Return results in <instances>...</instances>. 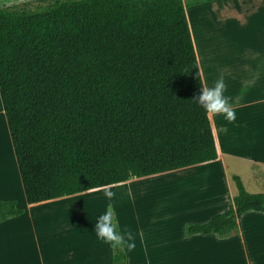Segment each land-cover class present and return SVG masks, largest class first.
Masks as SVG:
<instances>
[{"label":"trees","instance_id":"16d2710c","mask_svg":"<svg viewBox=\"0 0 264 264\" xmlns=\"http://www.w3.org/2000/svg\"><path fill=\"white\" fill-rule=\"evenodd\" d=\"M212 1L0 7V97L28 204L216 159L208 114L191 101L203 82L185 14ZM231 179L233 205L185 235H234L243 213H264V193ZM23 213L0 200V223ZM111 251L127 264L124 248Z\"/></svg>","mask_w":264,"mask_h":264},{"label":"crops","instance_id":"0c3cea01","mask_svg":"<svg viewBox=\"0 0 264 264\" xmlns=\"http://www.w3.org/2000/svg\"><path fill=\"white\" fill-rule=\"evenodd\" d=\"M10 1L26 0H0V3L12 4ZM185 14L203 86H214L223 75L227 86L224 95L231 98L236 112L234 123H228L223 116L208 114L216 159L28 204L0 97V123L5 140L0 147L6 152L9 165L8 172L0 178V200H15L17 207L24 210L22 215L0 223V248L10 235H16L15 239L26 236L37 264H111V247L95 234L98 217L111 204L120 232L127 228L135 236V249L129 252L124 247L127 264L148 263L150 253L156 254L157 264L163 263L162 259L166 264H213L216 259L220 262L222 255L243 264H264L263 212L243 213L236 220L234 235H185L187 224L206 223L233 205L237 191L233 189L229 170L238 173L236 169L242 162L264 169V0H214L186 8ZM227 14L239 20L238 26L227 29L221 25ZM195 15L198 42L196 25L191 22ZM169 175L177 179L174 191L183 202L169 207L167 197L165 209L157 216L142 208L138 214L130 215L128 192L132 183ZM105 189L115 193L112 200L105 197ZM127 189L123 206H118L116 195ZM106 198L109 201L103 204ZM90 204H94L91 209ZM173 229H177L174 238L169 235Z\"/></svg>","mask_w":264,"mask_h":264},{"label":"rangeland","instance_id":"374dc122","mask_svg":"<svg viewBox=\"0 0 264 264\" xmlns=\"http://www.w3.org/2000/svg\"><path fill=\"white\" fill-rule=\"evenodd\" d=\"M26 1H30V0H26ZM26 1H21V2L10 1L12 4L0 3V7L20 4ZM194 12H196V10ZM195 18L196 19L191 18V22L193 26L196 25L195 29L197 31V42H198V22L196 15ZM223 19L224 20L222 21L221 25L224 28L227 27V29H229L230 27L234 28L239 24L238 19L231 18V16L228 14ZM1 141H5V140L2 135V126L0 123V144ZM1 147H0V170H1L0 175H2L5 172H8L9 169L7 154L6 152L3 151ZM236 172L238 173H232V170L228 171V173L231 175L239 176L245 190L248 193L251 194L264 193V169L258 170L257 167L252 166V164H249L248 162H242L241 164H239V169H236ZM171 176L170 175L159 176L143 181L135 180L131 185L130 193L128 192V194L131 195L128 201L129 214L134 216L135 213L138 214L142 208L147 212L151 210L152 214H155L157 216L162 209H165L167 204L169 207L177 205L178 203L181 204L183 202L182 199L180 201L179 194H177V192L174 191V189H177L178 187L177 184L178 181L176 178H173ZM233 189L234 191H236L234 183H233ZM127 191L128 189L124 192L126 194H124L123 191H121L120 193H118V195H116V201H117L116 203L118 204V206L121 207L123 206L124 199L128 195ZM143 191L145 195L142 193ZM154 192H156V194H154ZM167 197H168V201L166 204L165 198ZM18 199L20 200L21 198L19 197ZM108 201L109 200L107 198L104 199L103 204H107ZM94 204L92 205L90 204L91 205L90 209ZM175 219L176 217H174V220ZM180 221L181 220H179V222ZM174 226L175 228H178L177 225ZM169 235H171L173 238L176 237L177 229L169 230ZM15 238H17L16 235H10V239L5 238V240L1 243L0 264H37L34 255V249L31 245L28 244L26 236L21 237L19 239H15ZM159 240H162L160 239V236H159ZM131 254L135 256L136 253H131ZM141 254L143 256V253ZM159 254L161 256L166 255V253H159ZM178 254L180 256L181 253ZM230 254L228 255L230 256ZM155 255H156L155 253H150V255H148L149 258L148 263L146 262L145 264H157ZM162 260L163 263L161 264H166L165 259ZM132 261H134V258L132 259ZM213 264H243V263L241 260H237V259L235 260L229 257H223L222 255L221 261L219 262V260L216 259V262H213Z\"/></svg>","mask_w":264,"mask_h":264},{"label":"clouds","instance_id":"9594fccd","mask_svg":"<svg viewBox=\"0 0 264 264\" xmlns=\"http://www.w3.org/2000/svg\"><path fill=\"white\" fill-rule=\"evenodd\" d=\"M226 83L221 75L214 83V86H201L199 91L192 97L191 101L202 107L206 114L223 116L228 123H234L236 112L230 103L231 98L224 95ZM105 197L112 200L115 193L111 189H105ZM96 238L111 248H127L129 252L136 247L134 234L125 228L123 232L118 230V224L112 206L98 217L95 223Z\"/></svg>","mask_w":264,"mask_h":264},{"label":"bare ground","instance_id":"6f19581e","mask_svg":"<svg viewBox=\"0 0 264 264\" xmlns=\"http://www.w3.org/2000/svg\"><path fill=\"white\" fill-rule=\"evenodd\" d=\"M0 172H1V170H0ZM2 177V175H0V178Z\"/></svg>","mask_w":264,"mask_h":264}]
</instances>
